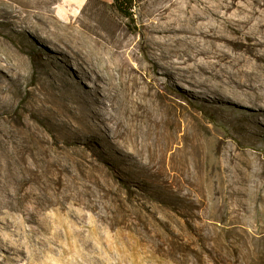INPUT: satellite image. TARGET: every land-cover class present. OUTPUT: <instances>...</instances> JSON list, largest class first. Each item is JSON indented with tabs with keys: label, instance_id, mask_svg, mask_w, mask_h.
<instances>
[{
	"label": "rangeland",
	"instance_id": "obj_1",
	"mask_svg": "<svg viewBox=\"0 0 264 264\" xmlns=\"http://www.w3.org/2000/svg\"><path fill=\"white\" fill-rule=\"evenodd\" d=\"M111 2L0 0V264L17 258L22 264H264V107L258 114L229 94L205 90L196 70L211 66L226 81L244 64L223 18H264V0H134L133 20ZM164 2L184 8L173 32L176 46L182 37L183 68L173 67L172 80L158 77L156 84L138 66L144 63L138 47L130 63L155 91L154 117L167 122L156 125L165 148L156 134L155 154L134 150L122 135L91 129L79 101L66 108L42 100L51 91L95 94L105 73L89 53L92 39L105 47L130 39L133 46L148 10ZM169 17L167 11L152 20L163 25ZM213 51L227 57L213 64ZM151 135L141 139L148 143ZM20 143L25 164L43 170L48 184L29 182L27 189L54 197L41 210L33 198L20 203L12 190L7 167ZM54 210L60 220H44L48 228L38 232V212ZM5 242L21 252L14 256Z\"/></svg>",
	"mask_w": 264,
	"mask_h": 264
},
{
	"label": "bare ground",
	"instance_id": "obj_2",
	"mask_svg": "<svg viewBox=\"0 0 264 264\" xmlns=\"http://www.w3.org/2000/svg\"><path fill=\"white\" fill-rule=\"evenodd\" d=\"M172 5V3L164 2L148 10V14L151 18L141 23L138 27L139 37L135 43L133 42V46H130L132 43L130 39L120 42L114 47H105L101 41L92 39V47L89 53L91 54L92 51V55L100 61V72L104 71L105 76L104 80H102V75L100 77L98 73L93 70L95 79H101L102 84L94 86L93 89L95 94L91 97L82 98L76 91L70 92L65 97H62L60 93L51 91L48 92V96H43L42 100L56 102L66 108L69 102L79 101L81 104L85 105L88 110L87 116L91 119V129L111 132L113 133V137L122 135L124 141L134 150H140L145 147L146 151L155 154L153 148L157 145L155 144V140L157 139L156 134L159 136V141L164 137L161 145L165 148L168 141L166 142V137L161 132L162 130L156 129V125L157 128L158 125H161V127L163 125L165 126V117L167 115L164 117L165 119L162 118L163 121L161 124H159L156 117H154L153 111H155V104L153 97L155 96V91H152V86L150 84L144 82V79L138 73V69L141 68L143 72L147 76H151L157 84L159 83V81L156 80L158 77L165 76L164 79L167 81L172 80L173 67L179 69L183 68L180 65L183 60V50L180 46L182 37L178 36L179 45L176 46V44L173 43V32L178 29V26L183 22L184 8L181 5L173 10L171 9ZM203 8L205 13L207 10H211L212 12V9L206 5H204ZM167 11L171 14V17H169L163 25L153 23L152 18H163ZM251 11H255V9L251 8ZM190 16L195 18L198 15L191 13ZM223 22L229 33V37L230 32L233 33V36L229 38V43L240 49L242 55L244 54L242 57L244 64L233 68V72L230 76H226V81L222 80L223 76L221 77V74L216 68L198 65L196 70L203 76V79L199 80L198 83L204 85L205 90L229 94L236 103L248 104V106L255 108L258 114H262L264 107V18H258L250 13L232 22H230V18L225 17L223 18ZM135 47L140 49L141 58L144 60V63L140 62L138 65L139 68L133 67L130 63L132 57L136 56L133 49ZM211 54L212 57L215 58L213 64L227 57L225 52L213 51ZM172 56H175L178 61H174ZM175 63H177L176 66ZM57 78L61 81L60 77ZM209 78L214 79V83H205ZM97 88H100V91L102 88L101 95L96 93L98 92ZM113 108L118 109L117 114L113 115L109 112V109ZM150 135L151 137L148 143L141 139ZM159 141L158 144L160 145ZM22 146L23 145L20 143L18 150L16 149V152L12 153L10 157L11 160H14V164L7 167L8 171L13 172L12 190L18 195L20 203L23 204V202L29 198H33L37 209L41 210V208H44L47 204H50V202H55L53 201L54 197L50 200V198L47 199L43 193H35L33 195V193L27 189L26 184L29 182L40 184L42 188L48 186V184H46L47 178L43 170H32L25 164ZM161 149L162 148H160V150ZM149 161L156 163L155 159ZM47 196L49 197L50 195ZM58 214L57 210L49 214L39 211L37 218L41 225H39L40 230L38 232L46 231L48 228L47 224H42L44 220L46 221L48 219V221L57 222L61 217H58ZM26 215L27 218L33 217L30 212H27ZM59 224L62 226V223ZM30 231L33 232L32 229ZM61 232L68 236L71 231L68 227H64L61 228ZM52 236H57V231L52 232ZM3 244L8 251L11 250L14 256H17V253L21 252V249L13 242H5ZM8 258L10 259V257ZM19 260L20 258H17L16 260L13 259L10 263L6 261L3 264H22L18 262ZM29 263L30 261L26 264Z\"/></svg>",
	"mask_w": 264,
	"mask_h": 264
},
{
	"label": "trees",
	"instance_id": "obj_3",
	"mask_svg": "<svg viewBox=\"0 0 264 264\" xmlns=\"http://www.w3.org/2000/svg\"><path fill=\"white\" fill-rule=\"evenodd\" d=\"M111 5L120 16L133 20L134 0H112Z\"/></svg>",
	"mask_w": 264,
	"mask_h": 264
},
{
	"label": "crops",
	"instance_id": "obj_4",
	"mask_svg": "<svg viewBox=\"0 0 264 264\" xmlns=\"http://www.w3.org/2000/svg\"><path fill=\"white\" fill-rule=\"evenodd\" d=\"M66 1H68V3H69L70 5H74L75 3H78V2H80V1H82V0H66Z\"/></svg>",
	"mask_w": 264,
	"mask_h": 264
}]
</instances>
